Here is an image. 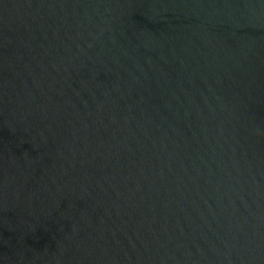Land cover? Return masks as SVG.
Wrapping results in <instances>:
<instances>
[{"label":"water","instance_id":"water-1","mask_svg":"<svg viewBox=\"0 0 264 264\" xmlns=\"http://www.w3.org/2000/svg\"><path fill=\"white\" fill-rule=\"evenodd\" d=\"M0 264H264V0H0Z\"/></svg>","mask_w":264,"mask_h":264}]
</instances>
